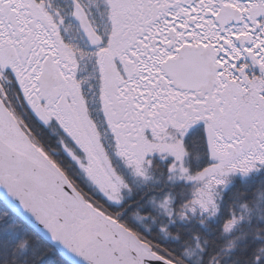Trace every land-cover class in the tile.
<instances>
[{
  "label": "snow or ice",
  "instance_id": "6c2138e0",
  "mask_svg": "<svg viewBox=\"0 0 264 264\" xmlns=\"http://www.w3.org/2000/svg\"><path fill=\"white\" fill-rule=\"evenodd\" d=\"M0 264H264V0H0Z\"/></svg>",
  "mask_w": 264,
  "mask_h": 264
}]
</instances>
